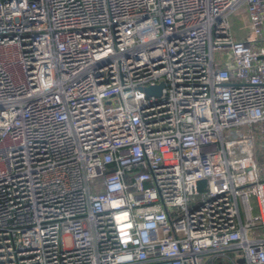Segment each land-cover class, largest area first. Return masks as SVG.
I'll return each instance as SVG.
<instances>
[{
  "label": "built area",
  "instance_id": "1",
  "mask_svg": "<svg viewBox=\"0 0 264 264\" xmlns=\"http://www.w3.org/2000/svg\"><path fill=\"white\" fill-rule=\"evenodd\" d=\"M263 123L264 0H0V264H264Z\"/></svg>",
  "mask_w": 264,
  "mask_h": 264
},
{
  "label": "crops",
  "instance_id": "2",
  "mask_svg": "<svg viewBox=\"0 0 264 264\" xmlns=\"http://www.w3.org/2000/svg\"><path fill=\"white\" fill-rule=\"evenodd\" d=\"M262 131L251 134L247 130L239 128L229 130L225 134L227 150L228 146L230 148L231 158H229L232 162L233 170L237 172L242 180H246L255 175L250 172V168L253 165L256 166L259 152H264V134H262ZM241 134H243L244 137H242ZM241 159L246 160L244 171L239 169V162Z\"/></svg>",
  "mask_w": 264,
  "mask_h": 264
},
{
  "label": "rangeland",
  "instance_id": "3",
  "mask_svg": "<svg viewBox=\"0 0 264 264\" xmlns=\"http://www.w3.org/2000/svg\"><path fill=\"white\" fill-rule=\"evenodd\" d=\"M244 134V133H243ZM243 134H241L242 135V137H244V135ZM249 134V133H248ZM262 134H264V123H263V131H262ZM251 142V141H250ZM228 155H229V157L231 158V154H230V148H229V146H228ZM257 163H258V165L260 166V167H264V152L263 153H261V152H259V155H258V158H257ZM246 165V160L245 159H241L240 160V162H239V169L241 170V171H244V166ZM246 167V166H245ZM250 172L251 173H256L257 172V169H256V166H251V168H250ZM249 172V173H250ZM255 197V196H254ZM254 197H253V199H252V202H254ZM68 244H70V242L68 241Z\"/></svg>",
  "mask_w": 264,
  "mask_h": 264
},
{
  "label": "water",
  "instance_id": "4",
  "mask_svg": "<svg viewBox=\"0 0 264 264\" xmlns=\"http://www.w3.org/2000/svg\"><path fill=\"white\" fill-rule=\"evenodd\" d=\"M163 87H164V84H159L157 86H151V87L145 88L144 91L148 96L160 95Z\"/></svg>",
  "mask_w": 264,
  "mask_h": 264
}]
</instances>
